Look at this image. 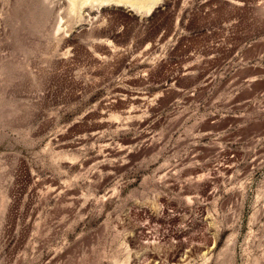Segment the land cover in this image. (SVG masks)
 Here are the masks:
<instances>
[{
    "label": "rangeland",
    "instance_id": "374dc122",
    "mask_svg": "<svg viewBox=\"0 0 264 264\" xmlns=\"http://www.w3.org/2000/svg\"><path fill=\"white\" fill-rule=\"evenodd\" d=\"M71 1L0 0V264H264V0Z\"/></svg>",
    "mask_w": 264,
    "mask_h": 264
},
{
    "label": "bare ground",
    "instance_id": "6f19581e",
    "mask_svg": "<svg viewBox=\"0 0 264 264\" xmlns=\"http://www.w3.org/2000/svg\"><path fill=\"white\" fill-rule=\"evenodd\" d=\"M88 1H90V0H72L71 2H72V4L73 5H75V6H81L82 4H86V2H88ZM94 1H98V2H108V1H110V0H94ZM116 1V0H115ZM119 1V0H118ZM117 1V2H118ZM121 1V0H120ZM119 1V2H120ZM142 1V0H141ZM147 1V3H145V6L146 5H150L149 7H150V9L154 6L153 4H154V2H155V4H156V0H146ZM92 2V1H91ZM134 2H136V1H133V3ZM122 3V2H121ZM137 3V2H136ZM135 4V3H134ZM133 4V5H134ZM137 4H139V3H137ZM141 4V5H140ZM139 4V6H144V5H142V3H140ZM144 4V3H143ZM153 5V6H152ZM83 6V5H82ZM133 7V6H132ZM150 11V10H149Z\"/></svg>",
    "mask_w": 264,
    "mask_h": 264
}]
</instances>
